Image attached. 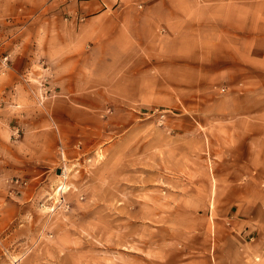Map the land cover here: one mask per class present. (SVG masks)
<instances>
[{"label":"rangeland","instance_id":"1","mask_svg":"<svg viewBox=\"0 0 264 264\" xmlns=\"http://www.w3.org/2000/svg\"><path fill=\"white\" fill-rule=\"evenodd\" d=\"M74 1L0 0V264H264V0Z\"/></svg>","mask_w":264,"mask_h":264},{"label":"crops","instance_id":"2","mask_svg":"<svg viewBox=\"0 0 264 264\" xmlns=\"http://www.w3.org/2000/svg\"><path fill=\"white\" fill-rule=\"evenodd\" d=\"M74 3H76L75 4L76 7H74L75 11L78 10L93 11L95 9L100 10L103 6H106L107 0H75Z\"/></svg>","mask_w":264,"mask_h":264},{"label":"built area","instance_id":"3","mask_svg":"<svg viewBox=\"0 0 264 264\" xmlns=\"http://www.w3.org/2000/svg\"><path fill=\"white\" fill-rule=\"evenodd\" d=\"M56 173H57V175H59V176H61L62 175V178H61V180H63V181H65V176H63L64 174V171H63V169L62 168H60V167H58L57 168V171H56ZM60 180V181H61ZM59 181V182H60ZM58 182V183H59ZM60 186V184L58 185V186H56V188H58ZM57 192H58V195H57V199H58V205L61 207V206H64V207H66L67 206V202H66V200H65V197H64V189H60L59 188V190H57Z\"/></svg>","mask_w":264,"mask_h":264},{"label":"bare ground","instance_id":"4","mask_svg":"<svg viewBox=\"0 0 264 264\" xmlns=\"http://www.w3.org/2000/svg\"><path fill=\"white\" fill-rule=\"evenodd\" d=\"M65 187H66V185L64 183H62L59 188H65Z\"/></svg>","mask_w":264,"mask_h":264}]
</instances>
